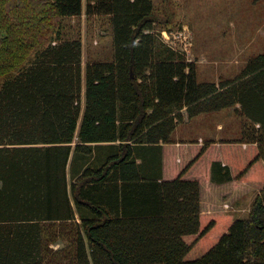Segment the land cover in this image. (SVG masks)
Listing matches in <instances>:
<instances>
[{"label":"trees","instance_id":"1","mask_svg":"<svg viewBox=\"0 0 264 264\" xmlns=\"http://www.w3.org/2000/svg\"><path fill=\"white\" fill-rule=\"evenodd\" d=\"M86 3L112 18L114 60L84 70L81 39L62 33L83 0H0V264L52 263L56 224L75 229L77 264H264V56L235 81L199 84L156 33L152 0ZM236 105L259 125L257 146L204 144L165 179L182 112ZM199 160L225 197L232 183L259 185L248 219L202 213L205 184L185 176Z\"/></svg>","mask_w":264,"mask_h":264},{"label":"rangeland","instance_id":"2","mask_svg":"<svg viewBox=\"0 0 264 264\" xmlns=\"http://www.w3.org/2000/svg\"><path fill=\"white\" fill-rule=\"evenodd\" d=\"M152 1L154 14L159 20L156 33L161 41L175 50L178 60L194 65L199 84L215 83L221 86L235 81L245 74L252 60L264 56V0ZM83 4L80 17L63 19L62 33L65 39H81L85 70L89 63L112 62L114 46L112 18L106 15L90 16L86 12V0H83ZM84 103L83 96L82 110ZM240 110V105H236L196 117H190L183 111L174 141L177 143L178 139L181 144H192L224 139L247 143L258 134L259 125L245 117ZM182 157L186 158L183 154L178 155V158ZM212 189L208 184L204 185L202 213L222 211L232 215L234 220L248 219L257 198L261 196V190L255 188L238 201L230 202L224 193ZM226 204L228 208H225ZM60 228H63L61 224H56L46 231V237L52 239V263L49 264H77L69 254L75 229L71 226ZM194 239L191 237L189 241ZM203 251L200 246L197 249L199 253L193 257L201 255Z\"/></svg>","mask_w":264,"mask_h":264},{"label":"crops","instance_id":"3","mask_svg":"<svg viewBox=\"0 0 264 264\" xmlns=\"http://www.w3.org/2000/svg\"><path fill=\"white\" fill-rule=\"evenodd\" d=\"M179 142L180 141H178L177 139V143L164 146V162H165L164 177L165 179H171L175 175H178L181 172L180 167L176 165V161L180 160L179 158H176L178 153L183 154L186 157L185 158L186 161H190L198 155L200 147H202L204 144H208V147H210L211 149L216 148V147L218 148L225 147L226 150L229 152L232 151L231 147L234 148V146L238 147L239 145V144L229 145L230 143H226V142H230V141H226L224 139H222L221 141H215V140H209L206 142L198 141L192 144H188V143L181 144ZM240 145L242 146L243 149H246L248 147L257 146V145H248L247 143L240 144ZM186 153L188 154V156L186 155ZM203 162H204L203 160H199L198 163L194 164V166L189 171L188 170L186 171L185 176L189 178L191 177L199 178L202 180L204 184H206L207 183L206 182V169H205L204 164H202ZM255 188L260 190L259 185L255 183H249V182L232 183L229 186V189H231L232 191L229 194V196L226 198L230 202L238 201L239 199L242 198V196L246 195L249 191H254Z\"/></svg>","mask_w":264,"mask_h":264},{"label":"built area","instance_id":"4","mask_svg":"<svg viewBox=\"0 0 264 264\" xmlns=\"http://www.w3.org/2000/svg\"><path fill=\"white\" fill-rule=\"evenodd\" d=\"M228 207H229L228 204H226V205H225V208H228Z\"/></svg>","mask_w":264,"mask_h":264}]
</instances>
